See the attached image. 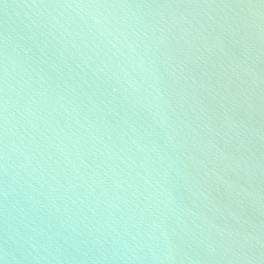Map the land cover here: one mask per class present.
<instances>
[{
	"label": "water",
	"instance_id": "95a60500",
	"mask_svg": "<svg viewBox=\"0 0 264 264\" xmlns=\"http://www.w3.org/2000/svg\"><path fill=\"white\" fill-rule=\"evenodd\" d=\"M0 264H264V0H0Z\"/></svg>",
	"mask_w": 264,
	"mask_h": 264
}]
</instances>
